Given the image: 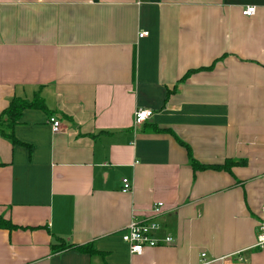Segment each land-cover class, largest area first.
I'll list each match as a JSON object with an SVG mask.
<instances>
[{"label": "crops", "instance_id": "1", "mask_svg": "<svg viewBox=\"0 0 264 264\" xmlns=\"http://www.w3.org/2000/svg\"><path fill=\"white\" fill-rule=\"evenodd\" d=\"M13 99L43 107L0 134V264H264V0H0ZM132 221L173 243L131 255Z\"/></svg>", "mask_w": 264, "mask_h": 264}, {"label": "built area", "instance_id": "2", "mask_svg": "<svg viewBox=\"0 0 264 264\" xmlns=\"http://www.w3.org/2000/svg\"><path fill=\"white\" fill-rule=\"evenodd\" d=\"M255 14L254 7H246L242 10L241 15L244 17H251ZM147 33L139 34V38L146 37ZM152 113L147 110H137L134 114V122L136 125L144 124ZM51 130L57 133L60 130V124L54 118L49 119ZM131 191V186L126 179L122 180L121 193L127 194ZM163 207L162 203H157L153 208V214L159 215ZM159 225L156 222H137L132 221L127 227L126 233L122 236V241L127 245L128 251L131 255H140L145 249L156 248L161 245H170L173 243L171 237H164L163 240L155 238V234L159 231ZM254 249L264 248V224H261L258 229ZM205 255H202L203 259Z\"/></svg>", "mask_w": 264, "mask_h": 264}, {"label": "trees", "instance_id": "3", "mask_svg": "<svg viewBox=\"0 0 264 264\" xmlns=\"http://www.w3.org/2000/svg\"><path fill=\"white\" fill-rule=\"evenodd\" d=\"M43 105L41 102L38 100H35L31 103L25 102L20 99H13L10 103L9 106L7 107L6 110H4L0 114V134H3L5 137H9V135H5V131H10L15 125L18 124L21 113L25 109L28 108H42ZM182 146L185 147V149L188 152V155H190L189 149L186 147V145L182 144L179 142ZM244 164V161H239V162H234L231 160H226L223 165H215V166H200L196 164L195 161L191 160V165L194 169L196 170H212V171H225L230 173V169L232 166L235 165H241ZM0 228L4 229H12L13 227L8 223L0 219ZM72 249H77L80 252H89L92 253L94 252L91 247H74L69 244H64V243H59L57 245H53L51 247V251L53 253H59V252H64L67 250H72Z\"/></svg>", "mask_w": 264, "mask_h": 264}]
</instances>
